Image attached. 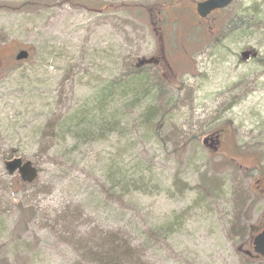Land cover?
<instances>
[{
	"label": "rangeland",
	"instance_id": "rangeland-1",
	"mask_svg": "<svg viewBox=\"0 0 264 264\" xmlns=\"http://www.w3.org/2000/svg\"><path fill=\"white\" fill-rule=\"evenodd\" d=\"M202 1L0 0V146L27 151L39 170L13 200L0 164L8 264H96L84 252L117 230L142 264H264L238 250L264 215L246 211L237 168L253 149L202 146L214 129L242 138L264 113V95L247 92L264 86V16L246 20L264 0H234L207 21ZM163 30L175 68L192 47V100L187 78L172 89L155 70L135 71ZM20 51L28 61H15ZM244 51L258 59L242 62ZM220 65L224 77L208 85ZM19 203L34 212L26 229H16Z\"/></svg>",
	"mask_w": 264,
	"mask_h": 264
},
{
	"label": "flooded vegetation",
	"instance_id": "flooded-vegetation-1",
	"mask_svg": "<svg viewBox=\"0 0 264 264\" xmlns=\"http://www.w3.org/2000/svg\"><path fill=\"white\" fill-rule=\"evenodd\" d=\"M209 16L205 21L209 20ZM158 36V44L157 50L150 58L142 59L143 63L139 61L138 65L135 66V71L141 72L146 69L155 70L157 73V79L159 82L163 83L164 87L168 86L169 88H176L177 81L179 79H185L189 81L188 87L190 88V95L192 100V47L189 50V53L186 51L187 57L181 62L177 63V68H175V63L172 60L173 52H171L170 48L167 46L166 38L169 32L159 31L156 32ZM168 41V38H167ZM169 42L172 44L171 38L169 37ZM245 54H248L247 57H244ZM241 61L249 62L252 60L258 59V54L255 51H244L241 52ZM146 62H150L147 64ZM224 65V64H223ZM223 65H220L221 67ZM219 66H216L218 69ZM264 70V68H263ZM211 73V72H210ZM211 74L208 75L210 77ZM262 77H264V71L262 73ZM257 82H264V78L261 80H256ZM256 82L252 85L248 91H252L253 94L259 91L264 95V86L256 88ZM181 85H185L182 83ZM248 88V86H247ZM195 90V89H194ZM240 89H235V91ZM236 91V92H237ZM249 92V93H250ZM238 93H243L241 90ZM248 94V93H247ZM235 98H231L233 101ZM229 110L226 111V113ZM251 131L248 133H243V136L237 134V132L233 133L230 128H219L210 130L202 136V146L208 151L210 154L219 155L223 148L229 144L232 146L231 149L234 151L243 152L245 149H253V163L251 166H245L240 163V160H237V168L239 172V179L241 185V191L243 192V200L244 204L247 205V210L255 211L256 209L262 208L264 209V113L255 115L253 123L251 124ZM231 134H235L232 137ZM229 147V146H228ZM227 148V147H226ZM228 160L236 161L234 158H230ZM252 207V208H251ZM264 230V215L261 216V220L259 222L258 227H252V236L249 238L248 242H244L243 245L249 246L254 252L253 245V237L256 234L261 233ZM254 256L255 254L252 253Z\"/></svg>",
	"mask_w": 264,
	"mask_h": 264
},
{
	"label": "trees",
	"instance_id": "trees-1",
	"mask_svg": "<svg viewBox=\"0 0 264 264\" xmlns=\"http://www.w3.org/2000/svg\"><path fill=\"white\" fill-rule=\"evenodd\" d=\"M32 7H33L32 4H28V6L19 7V9L22 10L27 8V11H29V10H33ZM9 9H13V7ZM162 9L163 8L161 7V9L158 11V18H157L158 22L160 21L161 23H163V20L162 17L159 16L162 15L163 13ZM100 11L101 10H99L98 12ZM262 16H264V11L256 12L251 16V18H246V20L247 22L253 24L256 21H258L257 18L260 17L262 18ZM1 72L2 70L0 69V75ZM148 114H149V118L152 117L153 114L152 110H150ZM1 118L2 117L0 116V125L4 121V119ZM26 155H27V151L23 149H19L17 147L6 149L4 148V146H0V164L2 166V169H3V163L5 161H8L15 157L25 158L24 156ZM1 175H5V177L9 180L11 186V193H13V200L15 199L14 196L17 195V193L20 191L22 187L32 186L22 182L17 176L10 178L7 176V174H3L2 171H1ZM211 187L215 188L216 183H213ZM17 211L20 215L18 218V224L16 226V229L21 228L23 226L26 229L27 226L30 225L35 218L33 209L25 208L24 206H22L21 203H19L17 205ZM157 230L160 233L162 231L168 233L167 231H169L163 227L158 228ZM22 234L25 233L23 232ZM92 244H94V246L92 247L89 246V248H87V250L83 254V259L84 258L86 260L91 259L93 261L92 257H94L95 258L94 261H96V264H142L139 257H137V254L134 252L135 251L134 246H132L133 242L130 240V238L127 237L126 234H124L120 230L112 231L108 235H105L102 238L97 239V241H95ZM10 248H12L11 244L4 245L0 248V264H8L7 256L10 253ZM1 255L3 257H1ZM9 264H26V263H24L23 261L21 262V260L15 257V259H13V261Z\"/></svg>",
	"mask_w": 264,
	"mask_h": 264
},
{
	"label": "water",
	"instance_id": "water-1",
	"mask_svg": "<svg viewBox=\"0 0 264 264\" xmlns=\"http://www.w3.org/2000/svg\"><path fill=\"white\" fill-rule=\"evenodd\" d=\"M233 0H206L197 5V14L202 18H207L210 14L217 10H223L229 7ZM245 54L244 57H247ZM29 58L27 51H21L17 57V61H24ZM4 169L9 176L16 174L27 184H33L39 175L38 169L30 161H25L22 158H15L4 163ZM255 252L264 257V231L255 238ZM241 251V248L239 249ZM246 254L250 255L246 252Z\"/></svg>",
	"mask_w": 264,
	"mask_h": 264
},
{
	"label": "bare ground",
	"instance_id": "bare-ground-1",
	"mask_svg": "<svg viewBox=\"0 0 264 264\" xmlns=\"http://www.w3.org/2000/svg\"><path fill=\"white\" fill-rule=\"evenodd\" d=\"M223 68L219 67L217 70L212 71V73H211V75L209 77V81L207 83L208 85H210V83L214 82L215 78L224 77Z\"/></svg>",
	"mask_w": 264,
	"mask_h": 264
}]
</instances>
